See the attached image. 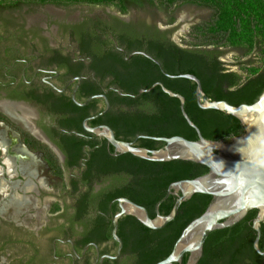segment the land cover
<instances>
[{
  "label": "trees",
  "instance_id": "1",
  "mask_svg": "<svg viewBox=\"0 0 264 264\" xmlns=\"http://www.w3.org/2000/svg\"><path fill=\"white\" fill-rule=\"evenodd\" d=\"M81 4L114 6L120 14H126L132 8L139 9L145 6L169 9L172 12L185 5L209 8L210 19L191 29L189 35L192 34V42L189 43H193L194 46H246L247 51L239 52L254 57L238 62V65L244 68L243 73H220L218 63L221 62L218 61L216 50L180 48L165 38L129 39L131 35L125 36L121 33L114 36L119 43L128 48L143 47L156 53L164 61L168 60V53L163 52L167 49L170 52L169 60L174 58L183 63V70L195 71L192 63L209 62L208 75L198 73L203 75L202 86L209 100H226L232 105L250 104L264 90V0H0V7L4 11H17L24 5ZM114 21H104L97 17L87 18L76 26L74 32L78 50L81 55L92 58L89 68L94 70L100 79L111 75L113 86L124 92L136 93L140 87H149L151 81H136L131 84L117 81L111 67L115 61L113 54L110 51L102 56L96 54L104 46L100 35L117 29ZM168 21L169 23L175 21L174 14H170ZM21 30L24 31V28L19 29ZM23 31L14 34L13 19L4 20L0 25V43L31 44L34 37L22 40L23 36L28 37ZM184 38L181 40L186 42ZM138 61L142 62L140 59ZM144 72L145 69H140L135 76L131 74V78L144 76ZM166 85H170L172 89L185 96L184 109L206 139L228 142L232 137L243 133V125L237 117L225 111L199 107L194 96L195 85L190 80L181 78V81ZM118 101L127 104V108L134 107L136 112L131 114L112 112L107 119L116 134L123 131L125 135L130 136L136 131H144L167 137L180 135L191 140L198 138L196 130L187 123L180 111V100L169 96L161 87L156 86L138 98L118 96ZM142 102L146 105H139ZM141 144L154 146V141L143 139ZM85 163L87 170L83 173L82 181L88 188L76 201V211L71 216V221L82 220L88 210L95 211L92 227L85 233L83 242L94 239L101 243L112 238V218L119 210L116 202L118 197H126L144 206L149 216L153 218L156 216L155 203L165 194L171 182L195 178L208 171L205 165L192 160L154 161L130 152L114 156L105 145L96 147ZM92 183L107 184L101 186L98 191H92ZM176 198L175 194H170L159 205L160 213L168 214ZM211 200L212 196L208 194H192L180 204L174 219L158 229L148 228L131 214L121 216L117 230L123 242L121 253H134L136 255L134 264H154L164 259L171 252L183 228L199 216ZM102 212H106L108 218ZM255 234V229L246 219L230 227L211 231L204 242L203 253L197 264H260L261 256L253 248ZM116 245L115 242L114 248ZM258 247L264 250V239L258 242ZM187 258L188 253H185L181 264H185Z\"/></svg>",
  "mask_w": 264,
  "mask_h": 264
},
{
  "label": "flooded vegetation",
  "instance_id": "2",
  "mask_svg": "<svg viewBox=\"0 0 264 264\" xmlns=\"http://www.w3.org/2000/svg\"><path fill=\"white\" fill-rule=\"evenodd\" d=\"M124 15L100 18L111 22L115 20L117 29L100 35L104 46L96 54L102 56L107 51L113 54L115 61L111 67L117 81L128 84L151 81L149 87H140L136 93L122 91L111 84V75L100 79L96 72L89 68L92 58L79 53L74 32L76 26L84 20L66 24L64 32L68 48L65 50L53 46L41 35V47L34 40L27 45H0V218H5V224L13 229V240L16 241L24 239L21 234L33 235L32 226L23 222V216L27 213L47 209L55 219H62L55 223L44 222L42 226H35L37 229L43 227L55 233L50 242V259L41 264H134V253H121L120 250V253L115 255L118 242L113 238L112 230V238L104 242L99 243L94 239L83 242L85 233L92 227L94 210H88L82 220L71 221V216L76 211V201L88 188L82 180L83 173L87 170L85 162L90 158L91 152L96 147L105 145L112 155L122 154L117 153L104 136L86 130L84 122L89 127L108 126L118 140L133 142L134 146L158 149L165 143L155 137H167L166 135L144 131H136L130 136L125 135L123 131L115 133L107 119L112 112H136L134 107L127 108V104L118 101V96L138 98L142 93L158 86L185 98L182 93L166 84H173L184 78L194 83L196 88L194 80L182 75H195L202 86L203 75L198 73H209V62L190 63L197 72L183 70V63L174 58L169 60L170 52L167 49L163 50L168 53V60L164 61L156 53L143 47L128 48L119 43L114 34L131 35L129 39L165 38L180 48L216 50L218 61L221 62L218 63L220 73L232 72L225 68L226 65L222 62L221 55L224 52H244L248 49L246 46H194L192 43L191 46H186L182 44L181 38L180 42L175 40L172 28L174 22L169 23L167 20L162 26L156 21L126 20L122 18ZM31 37L35 39V36H23L22 40ZM140 69H145L144 76L131 78V74L135 76ZM223 86L225 87L226 83ZM203 93L202 98H207L204 90ZM106 99L109 103L107 111L96 118L87 119L106 108ZM139 105L146 104L142 102ZM143 139L154 141V146L142 145ZM50 181H53L52 186L60 192L57 198L49 195L53 193ZM106 184L92 183V191H98ZM39 199L42 200L41 206H37ZM116 202L119 207L117 200ZM111 205L112 203L109 207ZM4 213L8 214L4 216ZM102 214L108 218L106 212ZM256 214L257 209H252L243 219L252 226ZM34 216L37 218V215H31ZM262 222L259 241L264 239V220ZM115 242L117 245L114 248ZM108 255L115 257H107ZM259 256L260 264H264V254ZM18 264H36V260L32 255L27 259H19Z\"/></svg>",
  "mask_w": 264,
  "mask_h": 264
},
{
  "label": "water",
  "instance_id": "3",
  "mask_svg": "<svg viewBox=\"0 0 264 264\" xmlns=\"http://www.w3.org/2000/svg\"><path fill=\"white\" fill-rule=\"evenodd\" d=\"M170 14L175 16L172 27L175 40L179 41L180 38L185 37L186 42L182 41V44L191 46L189 42H192V34L189 35V32L194 26L208 21L211 10L195 5H185L172 12L169 9L162 10L159 7L145 6L139 9H130L122 18L126 20L143 19L147 22L156 21L164 26ZM112 15L119 16L120 13L114 6L105 5H24L17 11H4L0 7V25L4 20L13 19L14 34L21 33L23 30L19 31V29L23 27L24 35L35 36L34 42L39 47L43 44L39 37L41 35L53 46L65 50L68 48V41L64 32L66 24L95 17L107 19ZM0 45L4 44L0 43ZM253 57V55H245L235 51H226L221 55L222 62L226 65L225 68L237 73L244 72V68L239 66L238 62ZM182 76L195 81V96L199 107L225 111L237 117L243 125V133L232 137L228 142L206 139L186 113L183 106L185 98L165 88H163L165 92L180 100V111L187 123L196 130L198 136L196 140L187 139L180 135L155 137V139L164 141L165 144L158 149H147L134 146L133 142L118 140L108 126L89 127L84 122L86 130L104 136L117 153L130 152L154 161L192 160L208 168L206 173L195 178L171 182L167 186L165 194L155 203L156 216L153 218L149 216L144 206L126 197H119L117 199L119 211L115 213L112 219V236L118 242L115 255L120 253L122 247V240L116 233L118 219L121 216L131 214L148 228L158 229L174 219L180 204L194 193L208 194L212 196V200L199 216L192 219L183 228L171 252L164 259L154 264H181L185 253H188L185 264H197L202 256L203 245L209 233L215 229L236 224L252 209H257V214L252 221V227L256 231L253 248L259 254H264V251L258 247L260 225L264 220V151L258 150L256 146L257 139H264V90L250 104L232 105L225 100L202 98L204 93L200 80L192 74H183ZM108 107L109 103L106 99V108L87 119L98 117L105 113ZM52 189L54 195H49L57 198L56 188L52 186ZM170 194H175L177 198L170 212L163 215L159 211V205ZM37 204V206H41L42 200L39 199ZM36 215L37 218L35 216L29 222L23 220L25 224L32 226L33 235L26 234L23 236L21 234L24 237L22 241L13 240V229L7 226L3 219H0V250L3 251L5 262L21 253H23L22 258L24 259L34 255L36 264H41L50 259V242L55 233L43 227L37 229L35 226H42L44 222L55 223L62 219H55L54 215L47 209H40ZM107 257L115 256L108 255Z\"/></svg>",
  "mask_w": 264,
  "mask_h": 264
},
{
  "label": "rangeland",
  "instance_id": "4",
  "mask_svg": "<svg viewBox=\"0 0 264 264\" xmlns=\"http://www.w3.org/2000/svg\"><path fill=\"white\" fill-rule=\"evenodd\" d=\"M52 182H53V181H52ZM52 182L50 181V184H49V185L51 186V188H52V184H53ZM55 184H56V182H55ZM52 190H53V189H52ZM59 193H60L59 190L56 188V195H59ZM51 194L54 195V192L51 193ZM7 214H8V213H4L3 215L6 216ZM33 214L36 215V212L34 213V212L32 211V212H30V214L27 213L25 216H23V220L29 222L30 220H32V219L35 218V216H34V217H31V215H33ZM0 219H5V218L2 217V218H0ZM22 255H23V253H21V254L15 256L14 258H12V259H10V260H8V261L5 262V258H4L3 251L0 250V264H17V263H18V260H19V259H22Z\"/></svg>",
  "mask_w": 264,
  "mask_h": 264
},
{
  "label": "clouds",
  "instance_id": "5",
  "mask_svg": "<svg viewBox=\"0 0 264 264\" xmlns=\"http://www.w3.org/2000/svg\"><path fill=\"white\" fill-rule=\"evenodd\" d=\"M256 146L258 150L264 151V139H257Z\"/></svg>",
  "mask_w": 264,
  "mask_h": 264
}]
</instances>
